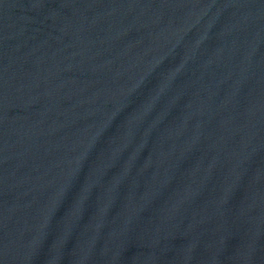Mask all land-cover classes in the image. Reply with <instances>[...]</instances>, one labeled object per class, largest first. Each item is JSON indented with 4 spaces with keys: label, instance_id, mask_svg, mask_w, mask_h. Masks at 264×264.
<instances>
[{
    "label": "water",
    "instance_id": "95a60500",
    "mask_svg": "<svg viewBox=\"0 0 264 264\" xmlns=\"http://www.w3.org/2000/svg\"><path fill=\"white\" fill-rule=\"evenodd\" d=\"M0 264H264V0H0Z\"/></svg>",
    "mask_w": 264,
    "mask_h": 264
}]
</instances>
